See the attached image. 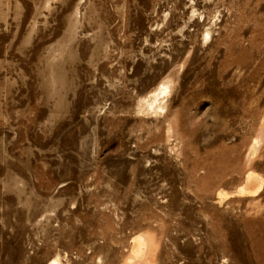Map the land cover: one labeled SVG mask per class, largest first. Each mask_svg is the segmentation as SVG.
Instances as JSON below:
<instances>
[{
	"label": "rangeland",
	"instance_id": "374dc122",
	"mask_svg": "<svg viewBox=\"0 0 264 264\" xmlns=\"http://www.w3.org/2000/svg\"><path fill=\"white\" fill-rule=\"evenodd\" d=\"M261 133L264 0H0V264H264Z\"/></svg>",
	"mask_w": 264,
	"mask_h": 264
},
{
	"label": "bare ground",
	"instance_id": "6f19581e",
	"mask_svg": "<svg viewBox=\"0 0 264 264\" xmlns=\"http://www.w3.org/2000/svg\"><path fill=\"white\" fill-rule=\"evenodd\" d=\"M208 36H210V35H208ZM160 89V88H159ZM167 90H168V87H166V86H161V89L159 90V91H156V92H154L151 96H150V100L148 101V102H150V101H152L151 102V106H154L155 104L157 105V103L159 102V100H160V96L161 95H164L165 93H167ZM159 108H160V106H158ZM261 136H264V134L263 133H261ZM259 141H256L255 143H254V145H253V147H252V153L253 154H256V152H257V149H258V147H259ZM258 175L257 174H255V173H252V172H250L248 175H247V181L248 182H250V183H252V184H255L257 181H258ZM252 186V185H251ZM251 186L249 185L247 188H245V189H242V190H240V194L241 195H245V194H252V193H254L253 191H252V188H251ZM258 189H259V187H258ZM221 198L222 197H227V194H220L219 195ZM229 196V195H228ZM147 239H145L144 237H142V236H139V237H137L136 239H134V245H135V250H136V254L139 256V258H141L142 259V261H141V263H139V264H146V262H147V259H146V254H147V252H148V249H149V247H148V243H147V241H146ZM134 253V252H133ZM138 256L136 257V258H138ZM138 263V262H137Z\"/></svg>",
	"mask_w": 264,
	"mask_h": 264
}]
</instances>
